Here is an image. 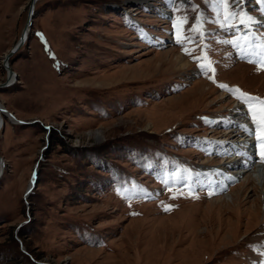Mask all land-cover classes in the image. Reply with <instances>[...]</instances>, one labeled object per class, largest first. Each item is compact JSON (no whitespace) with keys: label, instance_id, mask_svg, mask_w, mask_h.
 Instances as JSON below:
<instances>
[{"label":"rangeland","instance_id":"obj_1","mask_svg":"<svg viewBox=\"0 0 264 264\" xmlns=\"http://www.w3.org/2000/svg\"><path fill=\"white\" fill-rule=\"evenodd\" d=\"M171 4L164 14L165 0L36 2L10 57L17 78L0 89L1 105L33 122L5 117L0 129V264H264V235L254 240L264 229L254 179L263 167L235 154L253 140L232 126L258 130L239 93L219 87L264 98V67L223 42L249 28L213 23L205 0ZM29 6L0 0V82ZM243 8L264 18L258 0ZM209 60L214 72L199 67ZM252 149L260 160L259 143Z\"/></svg>","mask_w":264,"mask_h":264},{"label":"snow or ice","instance_id":"obj_2","mask_svg":"<svg viewBox=\"0 0 264 264\" xmlns=\"http://www.w3.org/2000/svg\"><path fill=\"white\" fill-rule=\"evenodd\" d=\"M183 2V0H182ZM205 3H209L213 7V11L215 13L214 18L212 20L213 23L218 24L221 28L227 29H236L237 21L239 24L244 25L246 28H249V33H247L244 37L240 39L244 40V43H240V39H232L223 41L226 44H231L238 50L241 58H246L250 56H258L261 67H264V33L256 31L252 32L251 28L253 26H264V21L258 20L250 15L243 8L244 0H205ZM258 3H264V0H258ZM232 21V23H229ZM184 23H187V19L183 20ZM205 23V21L201 18V25ZM192 31H196L198 37L203 36L202 27H194ZM177 42H192V39L188 36H184L182 39L178 36ZM186 54L187 53V50ZM253 62V61H249ZM211 60L208 61L207 64L201 63L199 67L205 72L213 71L211 68ZM261 67L257 68V71L261 70ZM210 79L212 77H209ZM219 87L224 88L230 92L239 93L237 97L242 101L244 105L247 106L246 115L250 116L251 123L256 126L257 131H252L248 129L247 125H244L246 131H249L251 135L255 137V140L260 145V162L264 163V98L254 96L250 93L242 91L238 86L233 89L229 85L220 84ZM237 155H244L236 153ZM251 162V158L249 157L244 161L245 164ZM229 179H235L234 177H229ZM215 194L214 192H209V195ZM171 206H166L165 210H170ZM135 214V213H134Z\"/></svg>","mask_w":264,"mask_h":264},{"label":"water","instance_id":"obj_3","mask_svg":"<svg viewBox=\"0 0 264 264\" xmlns=\"http://www.w3.org/2000/svg\"><path fill=\"white\" fill-rule=\"evenodd\" d=\"M37 1L38 0H30V6H29L28 14H27V19L25 21L22 33H21L19 39L17 40V42L3 56L2 66L6 71V77H5V80L3 82H0V89L9 86L17 78V74L11 68L10 57L25 43V41L27 40V38L29 36L30 28L32 25V19H33V9H34V6H35ZM2 109H5V108L0 105V112L1 111L3 112ZM8 114H9V117H11L18 124H31V123H33V122L22 121V120L16 118V116L14 114H12L11 112H8ZM4 115L7 116V114H4ZM1 126H2V120H0V127ZM2 171H3V161L0 157V176L2 174ZM35 180H36V170L33 171L31 179L29 181V185L25 190V197L28 196V194L30 193V191L34 187ZM17 241L20 244L21 250L23 252H25V249H24L23 245L21 244V241L19 239H17ZM42 264H44V263H42Z\"/></svg>","mask_w":264,"mask_h":264},{"label":"bare ground","instance_id":"obj_4","mask_svg":"<svg viewBox=\"0 0 264 264\" xmlns=\"http://www.w3.org/2000/svg\"><path fill=\"white\" fill-rule=\"evenodd\" d=\"M171 1L172 0H165V4H166V9H164L163 11H161V12H163L164 14L165 13H167L168 11H169V8L172 6V4H171ZM261 21H264V18H262V20ZM26 42V41H25ZM21 48V47H20ZM167 53V56L169 57V59H172V63L174 64V65H176L177 67H185V66H187L188 64H187V62L182 58V57H180L179 55H174L171 51H168V52H166ZM153 60V59H152ZM151 60V61H152ZM15 81V80H14ZM13 81V82H14ZM13 82L11 83V84H13ZM10 84V85H11ZM199 86L198 87H200L199 89H201V84H202V82H199V83H197ZM197 84H195V85H197ZM9 85V86H10ZM0 105H1V103H0ZM2 106V105H1ZM3 107V106H2ZM237 109V116H239L238 118L239 119H241L242 118V116H243V110H241V109H239L238 108V106L236 107ZM3 110V112L1 111L0 112V120H2V126H3V124H4V119H5V117L11 122V123H14V124H18L17 122H15L11 117H9V114H8V112L9 111H7L6 109H2ZM4 114H7V116H5ZM240 115H242L241 117H240ZM249 123H250V125H252V123L249 121ZM234 125L232 126V128L233 127H236V126H238L239 128H243V126L245 125L244 124V122H243V124H239L238 123V121L236 122H234L233 123ZM2 126L0 127V129L2 128ZM228 128H230V126L228 127ZM227 128V129H228ZM234 129V128H233ZM236 129V128H235ZM243 130V129H242ZM227 131V130H226ZM252 131H254V129H252ZM237 134H239L238 132H236L235 130H229L227 133H226V136H228V137H235ZM252 136V142H250V141H248V140H244L243 142H242V144H241V148L242 149H245V150H247V151H244V152H238L237 150H235V154L236 153H241V154H244V153H248V155H246L247 156V158H252L251 157V155H250V153H252V150H250V145L251 146H255L256 145V140H255V137L253 136V135H251ZM252 148V147H251ZM251 161H252V159H251ZM249 166H251V163L249 162V163H247V166H246V168H249ZM245 167V166H244ZM246 173V172H245ZM254 179L258 182V184H260L261 185V190L263 191L264 190V168H263V170L260 172L259 171V174H257V176L256 177H254ZM253 180V179H252ZM220 185V184H219ZM258 188V187H257ZM256 188V189H257ZM230 196V195H229ZM236 197H237V195H236ZM231 198H234V195H232L231 194ZM264 235V229L263 230H261L258 234H257V236L255 237V241H260V239L262 238V236Z\"/></svg>","mask_w":264,"mask_h":264},{"label":"trees","instance_id":"obj_5","mask_svg":"<svg viewBox=\"0 0 264 264\" xmlns=\"http://www.w3.org/2000/svg\"><path fill=\"white\" fill-rule=\"evenodd\" d=\"M36 181H37V177H36ZM35 181V182H36ZM22 238H24V236H21V234H20V239L22 240ZM26 247V246H25ZM28 249V248H27Z\"/></svg>","mask_w":264,"mask_h":264}]
</instances>
